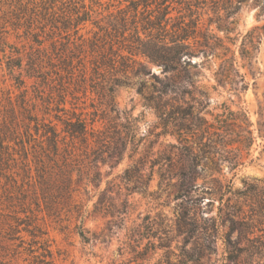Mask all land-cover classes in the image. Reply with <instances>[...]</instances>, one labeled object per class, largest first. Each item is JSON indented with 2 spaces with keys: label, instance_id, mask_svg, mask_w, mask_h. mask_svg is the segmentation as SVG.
Wrapping results in <instances>:
<instances>
[{
  "label": "rangeland",
  "instance_id": "rangeland-1",
  "mask_svg": "<svg viewBox=\"0 0 264 264\" xmlns=\"http://www.w3.org/2000/svg\"><path fill=\"white\" fill-rule=\"evenodd\" d=\"M103 2L94 6L90 22L79 26L80 39L76 35L74 43L45 26L41 10L33 13L28 0H22L24 10L15 4L0 11V144L4 146L0 147V264H95L91 252L107 259L124 231L113 227L112 234L100 237L101 243L83 245L75 231L81 218L91 233L107 222L124 226L139 222L147 213L171 221L188 213L206 225L219 224L217 252L211 259L221 264L223 232L229 222L219 217V195L181 194L172 186L173 171H166V179L158 185L156 160L161 153L175 162L187 163L189 156L179 149L184 144L181 139L163 132L154 108L161 88L158 79L165 82L164 73L143 56L131 55L129 48L150 43L153 34L147 37L142 29L149 18L161 17L166 41L174 26L194 24L190 32L195 37L188 39L191 50L212 51L191 57L197 63L187 67L192 92L178 86L176 96L163 99L179 108L188 124L198 123L196 107L204 106L200 115L209 121L227 109L243 110L257 127L260 114L264 115V0H148L149 13L135 17L120 12L128 3L119 7L116 1ZM254 28L259 42L247 62L239 50L247 41L245 34ZM228 57L234 63H226L222 72L227 70L233 86L223 87L217 85L214 73ZM19 61L21 65L15 66ZM63 61L69 66L64 68ZM238 74L244 75L246 90L233 89L241 86ZM184 76L181 70L178 82ZM71 113L87 123L84 142L66 139L48 159L46 141L34 131L36 121L59 128L57 118ZM23 140L29 142L27 157L19 147ZM34 154L44 163L40 171L44 170L45 181L35 169ZM249 158L252 161L233 178L235 187H241V178L264 181V137L255 139ZM139 162L140 169H134ZM223 173L229 181L231 173L225 167ZM228 196L235 201L230 193L223 199ZM209 197L214 199L208 202ZM44 206L51 208L49 215ZM28 215L31 228L38 229L32 241L23 223ZM14 216L21 220L12 235ZM237 234L235 230L231 237ZM248 262L242 256L237 264Z\"/></svg>",
  "mask_w": 264,
  "mask_h": 264
},
{
  "label": "trees",
  "instance_id": "trees-1",
  "mask_svg": "<svg viewBox=\"0 0 264 264\" xmlns=\"http://www.w3.org/2000/svg\"><path fill=\"white\" fill-rule=\"evenodd\" d=\"M108 1H116L119 7L123 3H128L124 9H120L124 15L126 12H132L135 17L137 14L149 13L150 5L146 2L148 0ZM28 3L32 5L33 13L41 10L39 15L45 26L58 30L60 37H63L61 33L65 34L66 39H68L66 41L73 43L78 34L79 26L90 22L92 19L93 11H95L94 6L104 5L103 0H28ZM15 4L21 6L22 0H0V11H3L7 6H16ZM24 9L26 7L22 5V10ZM57 13L61 15H56ZM161 23L159 16H155L154 19L149 18L142 29L147 37L153 34L150 37V43L142 44L141 42V46H138L137 50L129 48L131 55L143 56L149 63L159 66L161 72L164 73L165 82L160 81L155 74L151 73V76L158 79L161 85L154 108L163 132L181 139L184 144L179 149L185 156H189L187 163L183 160L175 162L170 156L164 157L162 154L165 153H161L156 160V164L159 165L158 185L160 186L162 181L166 179V171H173L172 177L176 181L172 186L181 194L194 193L200 197L219 195V217L221 221L229 222L227 230L223 232L224 255L221 264H227V261L231 264H237L242 256L247 258L250 264H264V181L248 182L241 178V187H235L233 182V178L237 176V171L243 168L247 162L252 161L249 156L255 139L264 137V115L260 114L257 127H254L247 112L243 110L227 109L222 114L214 115L213 120L209 121L200 115L204 106H199L196 107L197 112L194 115L198 119V123L188 124L187 118L180 115L179 108H174V105L169 104L168 99L164 100L163 97L176 96L179 90L178 86L187 89L188 93L192 92L193 84L187 67L196 66L197 63H192L191 57L199 52L203 55L211 53L212 48L210 51L199 50V52H194L191 50L188 39L194 36V33L190 32L194 30V24L188 28L181 24L174 26L172 34L167 37L166 41L164 34L161 33L163 30ZM261 27H264V24ZM153 29H155L154 33L151 32ZM254 30L255 28L245 34L244 38L247 41L241 43L239 50L240 58L247 62H250L254 57L256 44L259 42V37L254 34ZM70 35L74 36L73 40L70 39ZM76 38L80 39L78 35ZM206 47L209 46L206 45ZM71 57L73 58V56ZM69 58L70 55L66 61L69 62ZM226 63L232 65L234 59L232 57L222 58L218 70L214 73L217 85L223 87L228 84L233 86V80H230L227 70L222 72ZM20 65L21 61L15 64V66ZM62 65L64 68L69 66L64 61ZM181 70L185 72V76L182 78V82H178ZM147 74H150V71ZM238 75L241 86L233 89L246 90L248 83L244 80V75ZM188 86L191 87L188 88ZM57 120L60 123L59 128L49 123L41 126L37 121L34 127L35 133L46 141L48 159L53 158L58 153L59 144L66 139L68 142H74L75 139L84 142L88 130L86 121L73 113L66 118H57ZM26 133L29 137L31 136L29 128ZM4 135L6 134L4 133ZM6 137L8 139L7 135ZM28 141H30L29 138ZM26 143L29 142L23 140L19 145L25 157H27ZM0 147L3 149L4 146L0 144ZM33 162L39 177L45 181L44 170L40 171L44 163L38 154H34ZM140 163H135L134 169H140ZM165 164L166 168L164 169L163 165ZM223 167L232 175L229 181L224 176ZM128 171L126 170V173ZM215 173H218L221 178L216 177ZM227 193L235 197L234 202L230 201L229 196L225 200L223 199ZM209 198L208 202L214 199ZM221 206L225 207L222 208ZM243 206H247V209H243ZM43 209L49 215L51 208L44 206ZM231 215H236L238 219H233ZM13 218L15 225L9 228L12 235L18 232L17 227L20 225L18 221L20 218L17 216ZM138 219L139 222L133 221L132 224L125 226L120 223L111 224V222H107L98 231L90 233L87 228L83 227L81 218L80 224L75 226V231L83 245H88L91 242L101 243L100 237L106 233L112 234L113 227L124 231V238L110 252L107 259L100 258L98 254L91 252L95 264H217L211 259L212 254L217 252L216 232L219 224L216 222L206 225L188 213L176 217L174 221L168 220L165 215L151 216L148 213ZM24 221V229L32 241L38 236V229L31 228V216L28 215ZM235 230L238 232L237 237L232 238L231 233ZM60 231L63 232L62 229ZM42 257L45 258V254Z\"/></svg>",
  "mask_w": 264,
  "mask_h": 264
}]
</instances>
